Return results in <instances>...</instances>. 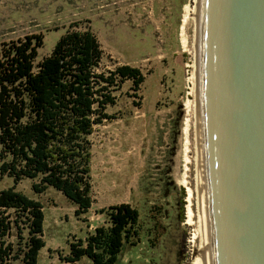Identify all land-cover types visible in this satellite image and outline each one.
<instances>
[{
    "label": "rangeland",
    "instance_id": "1",
    "mask_svg": "<svg viewBox=\"0 0 264 264\" xmlns=\"http://www.w3.org/2000/svg\"><path fill=\"white\" fill-rule=\"evenodd\" d=\"M198 1L0 0V50L4 42L42 34L41 60L68 29L90 28L105 52L101 70L129 64L146 77L142 99L128 98L133 91L127 82L108 110L115 118L91 136L95 203L89 213L77 217L76 207L54 189L37 194L31 180L18 185L44 205L46 246L38 264H68L61 257L68 254L69 242L83 237L91 224L105 223V216L94 219L97 210L120 203L139 209L142 230L141 242L127 247L117 264L198 263L183 182L187 103L196 99L187 63L197 60ZM12 185L10 178L0 180V190ZM77 264L90 262L84 258Z\"/></svg>",
    "mask_w": 264,
    "mask_h": 264
},
{
    "label": "trees",
    "instance_id": "2",
    "mask_svg": "<svg viewBox=\"0 0 264 264\" xmlns=\"http://www.w3.org/2000/svg\"><path fill=\"white\" fill-rule=\"evenodd\" d=\"M42 34L4 42L0 50V264H38L46 246V214L41 201L18 190L25 180L41 194L62 193L75 215L89 213L93 196L91 136L98 125L115 118L108 112L127 82L140 94L146 77L129 64L101 70L105 52L92 29H68L52 52L38 60ZM137 105L139 102H136ZM184 198L180 219L185 218ZM105 223L69 242L61 259L77 264H117L127 247L141 242L139 209L130 203L98 210ZM154 245V243H153Z\"/></svg>",
    "mask_w": 264,
    "mask_h": 264
},
{
    "label": "water",
    "instance_id": "3",
    "mask_svg": "<svg viewBox=\"0 0 264 264\" xmlns=\"http://www.w3.org/2000/svg\"><path fill=\"white\" fill-rule=\"evenodd\" d=\"M201 110L214 264H264V0H201Z\"/></svg>",
    "mask_w": 264,
    "mask_h": 264
},
{
    "label": "bare ground",
    "instance_id": "4",
    "mask_svg": "<svg viewBox=\"0 0 264 264\" xmlns=\"http://www.w3.org/2000/svg\"><path fill=\"white\" fill-rule=\"evenodd\" d=\"M200 2L201 0L198 1V9L196 8L197 17L195 16L197 18L199 32L201 26ZM188 19L189 16L186 15L185 22ZM199 38L200 37L197 36V60H195V72L192 77L194 84L192 91L193 93L195 92L196 99L192 101L189 100L187 103L190 117H188L185 127V164L183 182L188 189L189 223L195 226L194 245L198 259L197 264H214L207 208V175L201 110V58ZM184 43L187 45L186 39L184 40Z\"/></svg>",
    "mask_w": 264,
    "mask_h": 264
},
{
    "label": "crops",
    "instance_id": "5",
    "mask_svg": "<svg viewBox=\"0 0 264 264\" xmlns=\"http://www.w3.org/2000/svg\"><path fill=\"white\" fill-rule=\"evenodd\" d=\"M93 208H94V205H93ZM92 208V209H93ZM96 210H97V208H95ZM95 210V211H96ZM104 216V214H101V213H98V210L96 211V215H95V217H94V219H99L100 217H103ZM90 219H92L91 217H89ZM102 224H104V220H103V223H98V224H96V225H94V224H91L90 226H88L87 227V229H85L83 232L85 233V235L83 236V237H85L86 235H88L89 233H92V232H94V230L98 227V226H100V225H102ZM89 261V260H88ZM90 262V261H89ZM90 264H91V262H90Z\"/></svg>",
    "mask_w": 264,
    "mask_h": 264
},
{
    "label": "built area",
    "instance_id": "6",
    "mask_svg": "<svg viewBox=\"0 0 264 264\" xmlns=\"http://www.w3.org/2000/svg\"><path fill=\"white\" fill-rule=\"evenodd\" d=\"M193 63H194V60H193ZM194 64H190V62L187 63L188 68L192 67V72H191V76H190V85H194L193 81H192L193 73L195 72ZM187 71H189V69Z\"/></svg>",
    "mask_w": 264,
    "mask_h": 264
}]
</instances>
